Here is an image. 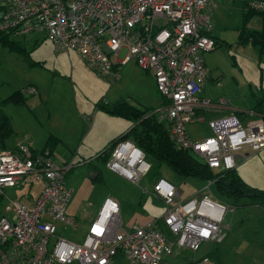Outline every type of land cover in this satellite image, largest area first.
I'll use <instances>...</instances> for the list:
<instances>
[{"label":"built area","instance_id":"obj_1","mask_svg":"<svg viewBox=\"0 0 264 264\" xmlns=\"http://www.w3.org/2000/svg\"><path fill=\"white\" fill-rule=\"evenodd\" d=\"M249 6L264 10V2ZM212 11L213 0H0V34L24 37L43 32L57 52L76 53L86 67L112 84L134 61L153 74L158 91L168 100L160 119L171 124L176 144L213 170H233L240 151L264 150V120L218 118L211 121L213 137L201 141H193L187 130L198 111L215 107L201 97L209 76L204 56L216 48L215 40L206 35L214 29ZM27 92L37 93L34 88ZM219 104L227 106L224 100ZM17 144L14 150L0 148V200L6 189L27 181L30 189L40 184L42 190L37 198L28 195V202L11 200L6 208L10 214L0 215V264H110L119 255L133 264H163L174 254L175 244L193 252L204 243L223 244L230 228L227 218L238 210L212 196V183L183 200L172 182L160 179L153 192L166 205L162 220L178 237L176 243L152 226L125 229L120 205L109 197L79 244L58 236L57 227L78 230V221L67 213L74 194L65 182L71 166L61 168L51 158L34 157L23 141ZM107 167L140 184L151 163L126 143L118 146Z\"/></svg>","mask_w":264,"mask_h":264},{"label":"rangeland","instance_id":"obj_2","mask_svg":"<svg viewBox=\"0 0 264 264\" xmlns=\"http://www.w3.org/2000/svg\"><path fill=\"white\" fill-rule=\"evenodd\" d=\"M245 1L247 0H213L214 36L225 46L204 56L206 68L213 78L208 83V91L205 93L214 96L212 99L224 97L229 101L230 106L244 111L255 107L257 97L254 93L257 94L259 90L257 88H262L264 85V58L259 49L238 44L239 28L245 26L243 5ZM246 7L250 11H255L249 5ZM247 20L246 26L248 25L250 30H261L263 20L261 16L255 15ZM13 39L23 42L30 52L29 60H25L21 56L24 53L19 55L18 46L9 47L5 41L0 43V107L13 121L17 140L15 143L23 141L31 151L42 149L50 134H54L62 141L54 150L51 159L61 168L71 166L65 176V182L71 190L75 191L67 212L72 217L79 218L77 223L79 229L75 231L70 228L65 231L60 224H57L58 236L79 244L83 243L86 233L88 234L90 226L107 197L122 203L124 226L132 223L135 228L145 227L155 219L161 220L166 212V205L153 195L144 194L142 190V188H152L153 181L149 180L148 174L141 179L139 186L126 181L127 179L112 172L107 164L97 159L100 153L112 146L113 137L116 139L121 137L123 125L130 123L128 120L103 112L99 108L101 102L132 100L137 103L139 101L146 107L154 108L153 113L160 119V112L167 106L168 100L158 89H155V93L149 90V75L131 63L124 68L122 79L112 84L93 73L82 63L79 56H68L66 53L57 52L51 39L43 32H34ZM31 63H42L44 67H32ZM208 79L209 76L207 81ZM30 86L39 88L40 95H37L36 91V94L28 97L27 104L4 105L1 103L17 90H25ZM161 96L167 100L163 107ZM228 101H226L227 106ZM212 103L215 104L214 109L227 107L220 106V102ZM198 117L199 111L195 118V121H198L187 125L192 140L201 141L213 137L211 121L209 119L200 121ZM258 119L264 120L262 117ZM126 143L130 142H121L116 145L113 153L120 144ZM132 145L135 146V144ZM11 146L14 147L13 141ZM263 152L264 150L259 153L252 152L251 157H256L257 161L247 165L249 167L252 164L254 167L252 171L263 180L261 184L256 183L261 190H264ZM13 153L18 154L17 150ZM32 155L36 156L33 151ZM90 159L92 161L89 162ZM100 172L104 176V181L94 180ZM161 177L177 186L183 193V200L196 195L207 186L196 179L176 181L175 174L166 167L163 168ZM41 190L40 184L30 189L29 181L23 183L22 187L6 189L5 198L3 201L0 200V215L10 214L6 208L9 207L11 200L28 202V195L31 194L37 198ZM211 192L216 200L229 203L217 192L213 184ZM240 205L236 214L227 218L231 220L229 231L234 228V232L225 245L224 253L222 251L219 256V264H264V254L256 251L262 248L259 246V235L264 240V209L256 207V203L248 199L240 202ZM234 218H236L235 223L241 218L244 219L242 226L234 227ZM164 230L166 238L176 243L178 237L165 227ZM239 240L242 241L240 244ZM213 246L217 247L212 243H205L198 252H193L175 244V254L171 261L180 260L182 257L178 256L180 253L197 256L200 259Z\"/></svg>","mask_w":264,"mask_h":264},{"label":"trees","instance_id":"obj_3","mask_svg":"<svg viewBox=\"0 0 264 264\" xmlns=\"http://www.w3.org/2000/svg\"><path fill=\"white\" fill-rule=\"evenodd\" d=\"M264 2V0H252ZM249 3L244 4L245 12V26L239 28L238 44L242 46H252L258 48L261 56L264 58V10L250 11L246 6ZM255 15L262 17L261 30H250L248 28L247 19L252 18ZM213 38L212 32L206 34ZM15 37L10 34H0V43L5 41L9 47L13 45L18 46V53H24V58L30 57V52L24 46L23 42L13 39ZM16 41V42H13ZM216 41L217 50L222 43ZM20 42V43H19ZM229 45V44H227ZM22 48H21V47ZM15 50V49H12ZM32 67H44L42 63H32ZM32 88V87H29ZM15 92L10 98H6L1 101L4 105L14 103L15 105H22L27 103L29 96L28 89ZM99 107L106 113L118 116L128 121L138 122V126L132 129L124 138L114 141L112 146L107 148L100 156L97 157L107 164L108 160L112 156V153L121 142L132 141L135 146L141 149L147 156L149 163H151V169L148 173L150 181L157 182L163 179V168L170 169L175 174L176 181L196 179L202 183H212L217 192L223 196L230 204L241 207L240 202L245 199L252 200L257 206L264 208V190L254 187L244 181L237 173L236 169L233 170H213L208 164L192 152L189 149L179 147L172 139V127L168 122L161 121L159 117L153 113L154 109H142L132 104L129 100L118 101L114 104L102 102ZM251 111H257L264 113V100L259 102L258 106ZM241 120L242 114H236ZM263 115V114H262ZM15 138V130L12 127L9 117L5 114L2 107H0V148L2 149H14L10 147L12 140ZM59 143L58 139L54 136L49 138L46 147L42 151L33 150V154L36 156H45L52 158L54 147ZM34 156V157H36ZM103 181L102 174L100 173L96 180ZM221 244H216L219 247ZM213 250L207 257L213 260H217L220 249ZM204 259L193 260L190 264H202Z\"/></svg>","mask_w":264,"mask_h":264},{"label":"crops","instance_id":"obj_4","mask_svg":"<svg viewBox=\"0 0 264 264\" xmlns=\"http://www.w3.org/2000/svg\"><path fill=\"white\" fill-rule=\"evenodd\" d=\"M252 0H247V1H245L244 3H243V5L247 2V3H249V2H251ZM214 29H215V26H214ZM214 29H213V31H212V35H213V39L214 40H218V42H220L219 41V39L218 38H216L215 36H214ZM239 36V35H238ZM221 43V42H220ZM223 46H225V44H223L222 43V46H220V47H223ZM219 47V48H220ZM66 54H68V56H77L78 57V55L76 54V53H74V52H70V53H66ZM23 57V56H22ZM25 60H29V58H24ZM205 59V64H206V58H204ZM131 63H134L135 65H136V63L134 62V61H132V62H130L129 64H131ZM32 64V63H31ZM128 64V65H129ZM127 65V66H128ZM126 67V66H125ZM124 67V68H125ZM207 67V66H206ZM124 68H123V70H124ZM208 69V68H207ZM123 70H122V72H123ZM143 71V70H142ZM147 75H149V83H150V88H149V90H153V92L155 93V89H157V88H155V87H157L156 86V80H155V77L153 76V74L151 73V72H147V71H144ZM208 72H209V79H208V81L205 83V85H204V88H203V92H202V97L203 98H206V99H209V100H211L212 102H214V103H216V104H218L219 102H220V100H226V101H228L226 98H224V97H220V98H217V99H212V98H214V96H209L208 94H206L205 92L206 91H208V83L210 82V81H212V75L210 74V71L208 70ZM122 79V78H121ZM155 86V87H154ZM30 87H33V88H35L36 89V91L38 92V94L37 95H40V90H39V88H36L35 86H30ZM26 89V88H25ZM257 89H259L258 90V93L257 94H255L254 93V95H256V97H257V99H256V105H255V107L254 108H256L257 106H258V104H259V102H261V100H264V85H263V87L262 88H257ZM21 90V89H20ZM20 90H17V91H20ZM24 90V89H23ZM160 94V93H159ZM161 95V94H160ZM162 97V96H161ZM163 98V102H162V107L164 106V104H165V101H167L164 97H162ZM118 101H124V100H118ZM118 101H116V102H118ZM132 104H134V105H136V106H138L139 108H142V109H154V108H151V107H146V106H144V104H142L141 102H137V103H134V102H132V100H129ZM105 102V101H104ZM102 103V102H101ZM100 103V104H101ZM106 103H110V104H114L115 102H106ZM27 104V103H26ZM99 104V105H100ZM100 108V107H99ZM253 108V109H254ZM101 109V108H100ZM253 109H249V110H242V109H238V107H234V106H230V104H229V101H228V106L227 107H225V108H221V109H212L211 111H209V110H200L199 111V117L198 118H200V121H204V120H210V121H213V120H215V119H217V118H221V117H224V116H229V115H236L237 113H240V114H242V118H243V121L245 122V123H247V122H249V121H253V120H255V119H258V118H260V117H262V118H264V113H262V112H257V111H251V110H253ZM103 112H105L103 109H101ZM106 113V112H105ZM5 114L9 117V119H10V122H11V124H12V127L14 128V130H15V127H14V124H13V121H12V119H11V117L5 112ZM108 114V113H107ZM263 114V115H262ZM109 115H111V114H109ZM112 116H114V115H112ZM118 117V116H117ZM125 120V119H124ZM196 121H198V120H196ZM195 121V122H196ZM130 123L129 124H124L123 125V129L121 130V132H120V134H122L121 135V137H119L118 139H116V137H113V141H116V140H120V139H122V138H124L134 127H136L137 126V124H138V122H134V121H129ZM188 129V128H187ZM190 135V134H189ZM52 136H54V137H56L57 139H58V141H59V143H61V139L59 138V137H57L56 135H54V134H50V136H49V138H51ZM191 137V136H190ZM49 138H48V140H49ZM191 139H192V137H191ZM48 140L46 141V144H45V146L42 148V149H35V150H38V151H42L45 147H46V145H47V142H48ZM13 141V145H14V147H15V145H16V132H15V138L12 140ZM112 141V142H113ZM19 142V141H18ZM127 142H130V143H132V144H134L132 141H127ZM59 143L54 147V150L56 149V147L59 145ZM12 147V146H11ZM14 147H12V148H14ZM110 147V146H109ZM109 147H107V148H109ZM106 148V149H107ZM105 149V150H106ZM54 150H53V155H54ZM78 150H80V149H78ZM104 150V151H105ZM33 151V150H32ZM103 151V152H104ZM102 152V153H103ZM102 153H100V155L102 154ZM87 154V153H86ZM52 155V156H53ZM100 155H98V156H100ZM84 156V155H83ZM252 156V152H250L249 150H242V151H240L239 153H237V160H236V162H237V167L235 168L236 170H237V173L241 176V178L244 180V181H246L247 183H249L250 185H252V186H254V187H257V184L256 183H259V184H261L260 182H263V180H261V179H259L257 176H256V174L252 171V169L254 168L253 166H252V164H251V166H247V165H249L250 163H254L255 161H257L256 160V157H251ZM263 156H264V152H263ZM262 156V157H263ZM85 157V156H84ZM93 158V157H92ZM84 159H86V157L84 158ZM90 161H92V159H90L89 160V162ZM110 170V169H109ZM113 172V171H112ZM101 173V172H100ZM99 173V174H100ZM98 174V175H99ZM102 174V173H101ZM97 175V176H98ZM68 176V175H67ZM97 176L95 177V179L94 180H96V178H97ZM102 177H103V181H104V176H103V174H102ZM123 178V177H122ZM123 179H125V178H123ZM126 180V179H125ZM101 181H102V179H101ZM126 181H128V180H126ZM169 181V180H168ZM130 182V181H129ZM132 183V182H131ZM154 181H153V183H152V188H150V187H148V188H142V190H143V193L144 194H148V195H153L154 197H155V195H154V192H153V188H154ZM174 184V183H173ZM139 186H140V184H138ZM69 186V185H68ZM263 186V185H262ZM177 187V186H176ZM258 188V187H257ZM145 189H148L149 190V192H144V190ZM73 191H75V190H73ZM107 198H109V197H107ZM106 198V199H107ZM112 198V197H111ZM105 199V200H106ZM114 199V198H113ZM158 199V198H157ZM119 204H120V206H121V223L123 224V221H122V213H123V210H122V203L119 201V200H117V199H115ZM256 207H258V208H260V209H264V208H261V207H259V206H256ZM68 213V212H67ZM165 214V213H164ZM164 214L162 215V217H161V220L160 219H155V220H153V222H151V224H148L147 226H145V227H137V228H149V227H153V228H155V229H157V230H159L161 233H165V230H164V227L165 228H167L168 229V227L164 224V222H163V220H162V218H163V216H164ZM69 216H71L70 214H68ZM72 217V216H71ZM73 218H75L78 222H79V218L78 217H74L73 216ZM95 220V219H94ZM235 220H236V218H234V224L233 225H235L234 227H237V226H242V221H244V219H240L237 223H235ZM241 221V222H240ZM133 224L132 223H129L127 226H124V224H123V227L125 228V229H127V230H131V229H135V227H133L132 226ZM164 227H163V226ZM78 229H79V226H78ZM169 230V229H168ZM233 232H234V228L232 229V231H229L228 233H229V235L227 236V238H226V240H225V242H224V244L222 245H220L219 247H217V249H221L220 250V252H219V254H218V260H213V259H211V258H208L207 256L212 252V250H215L216 248H214V246H213V248L211 249V250H209V251H206L205 252V256L204 257H202V258H200V259H208L209 260V262L208 263H205L204 262V260H203V262H202V264H219L220 262H219V256L221 255V253H222V251H223V253H224V248H225V245H226V243L228 242V240L230 239V238H232V236H233ZM86 235H87V233H86ZM164 236L166 237V235L164 234ZM259 238H260V240H259V246H261L262 248L261 249H257L256 251H259L260 253L259 254H264V251H262L263 249H264V240L262 239V236H260L259 235ZM167 240H169V239H167ZM169 241H171V240H169ZM171 242H173V241H171ZM239 242V244L242 242V241H238ZM205 244V243H204ZM215 246H216V244H214ZM203 246V245H202ZM201 246V247H202ZM201 249V248H200ZM199 249V250H200ZM198 250V251H199ZM198 251H196V252H198ZM249 251H252V250H249ZM217 253H218V250H217ZM174 254H175V249H174ZM173 254V255H174ZM258 254V255H259ZM172 255V256H173ZM224 255V254H223ZM172 256H170V257H166V258H164V261H163V264H190V262L191 261H193V260H198V258L199 257H192L191 255L190 256H188V254H186V253H180L178 256H182L181 258H180V260H174L173 262L171 261V258H173ZM226 256V255H225ZM176 257V256H175ZM264 258V257H263ZM199 259V260H200ZM110 264H133L129 259H127V258H125L124 256H122V255H119V256H117V257H115L113 260H112V262L110 263Z\"/></svg>","mask_w":264,"mask_h":264},{"label":"water","instance_id":"obj_5","mask_svg":"<svg viewBox=\"0 0 264 264\" xmlns=\"http://www.w3.org/2000/svg\"><path fill=\"white\" fill-rule=\"evenodd\" d=\"M71 264H80L79 262H74V263H71Z\"/></svg>","mask_w":264,"mask_h":264},{"label":"clouds","instance_id":"obj_6","mask_svg":"<svg viewBox=\"0 0 264 264\" xmlns=\"http://www.w3.org/2000/svg\"><path fill=\"white\" fill-rule=\"evenodd\" d=\"M29 88V87H28ZM33 88V87H32Z\"/></svg>","mask_w":264,"mask_h":264}]
</instances>
